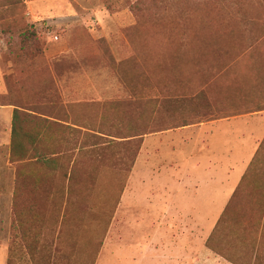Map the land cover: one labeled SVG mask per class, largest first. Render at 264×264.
<instances>
[{
  "label": "rangeland",
  "instance_id": "rangeland-1",
  "mask_svg": "<svg viewBox=\"0 0 264 264\" xmlns=\"http://www.w3.org/2000/svg\"><path fill=\"white\" fill-rule=\"evenodd\" d=\"M0 105V264H264V147L218 212L148 164L184 122L264 145V0H0Z\"/></svg>",
  "mask_w": 264,
  "mask_h": 264
},
{
  "label": "crops",
  "instance_id": "crops-1",
  "mask_svg": "<svg viewBox=\"0 0 264 264\" xmlns=\"http://www.w3.org/2000/svg\"><path fill=\"white\" fill-rule=\"evenodd\" d=\"M17 113L18 108L13 105H0V148L7 146L8 153ZM43 117L49 119L46 116ZM233 118L236 116L184 126L169 131L165 137H163L164 134L154 135L151 137L153 145L156 141L161 142L159 147L161 154L157 159L154 158L157 162L144 161L149 158L147 150L150 143L148 139H144L137 151L136 164L148 163L182 167L176 173L179 181L205 183V186L215 192V196L218 198L213 211H221L223 208L222 196L225 195V192L228 197L232 195L233 189L240 182L257 149L253 142L252 145H249L250 137L254 134L236 128ZM197 146L200 148L196 153ZM192 167L199 168L195 170ZM170 180L171 177L168 181ZM206 182L210 184L207 185ZM168 197L170 209L172 196ZM201 206H203L202 203Z\"/></svg>",
  "mask_w": 264,
  "mask_h": 264
},
{
  "label": "trees",
  "instance_id": "trees-1",
  "mask_svg": "<svg viewBox=\"0 0 264 264\" xmlns=\"http://www.w3.org/2000/svg\"><path fill=\"white\" fill-rule=\"evenodd\" d=\"M135 10H137V7H135ZM196 97H194V98H192V99H195ZM169 101H171L170 99H168L167 100V103L169 102ZM149 103H151V99H149V101H148ZM148 102H146V103H148ZM210 103H209V100H208V103H206V109L207 110H210V108L211 107H209L210 105H209ZM260 103H258V102H256V103H254V107H255V112H260V111H263V109H261L260 108ZM227 118L229 117V116H226ZM226 117H224V118H226ZM217 119H220V118H217ZM217 119H210L209 121H211V120H217ZM222 119V118H221ZM199 123H202L201 121H198V122H195L194 124H199ZM187 125H190V124H187V123H182V125H180V127H184V126H187ZM144 134H146V133H144ZM140 135H143V134H140ZM264 147V145H258V147H257V149H256V151H255V153H254V155H253V157H252V159H251V162H250V164H249V166H248V168L246 169V171L244 172V174H243V176L241 177V180H240V182L238 183V185H237V187L235 188V190L233 191V194H232V196H231V198L236 194V192L237 191H239L240 189H242V187L244 186V184L247 182L246 180L248 179V171H249V169H250V166H252V164H254V162H255V160H256V158L258 157V155L260 154V152H261V150H262V148ZM242 185V186H241ZM241 186V187H240Z\"/></svg>",
  "mask_w": 264,
  "mask_h": 264
}]
</instances>
